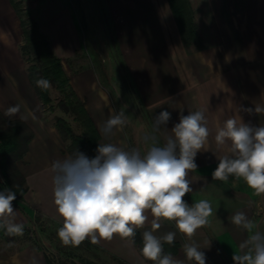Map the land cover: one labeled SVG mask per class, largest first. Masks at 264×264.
Here are the masks:
<instances>
[{"label": "crops", "instance_id": "obj_1", "mask_svg": "<svg viewBox=\"0 0 264 264\" xmlns=\"http://www.w3.org/2000/svg\"><path fill=\"white\" fill-rule=\"evenodd\" d=\"M27 1L23 0L25 7L47 36L53 53L60 58L62 65L63 61H68L81 49L80 31L75 25L73 15L67 9L70 1L72 3L77 1L83 22L82 25L80 22L79 27L83 31L86 29L83 46L93 53L91 46H88V37H91L90 32L94 28V17H98L99 11H104L116 27V36L123 45L119 54L123 56L125 69L130 72L135 82H152L153 87L160 91L158 84L163 80L154 79L151 70L157 73L164 71L168 68L166 64L172 60L179 62L176 77H181L180 74L188 70L192 80L195 79L191 82V89L193 96L196 97L197 110L204 111L209 136L204 149L198 152L195 158L197 168L188 176L192 192L186 193L185 196L191 205L202 199L209 201L213 212L208 218L209 223L198 228L191 240L179 233L175 223L167 220H160L161 227L154 230L153 234L163 236L169 231L176 232L175 245L166 247L165 252L185 260V264L190 262L184 256L182 245L193 241L205 253L206 264H234L232 259L234 252L249 234L232 224L228 217L243 211L257 225L254 231L264 232V194L257 195L242 178L230 176L227 181H221L212 177L219 163L217 157L228 153L230 142L218 148L215 141L217 130L228 118L241 117L244 123L264 126V112L255 113V106L264 107V81L258 77V71L264 70V64L254 68L246 67L243 63L244 36L241 34L237 37L231 33V28L235 30L237 28L234 27H238L236 19L231 28L222 30L220 36H216L215 41L203 42L200 47L195 46L183 54V44L186 43L178 31L168 0H63L61 7L57 0ZM244 1L189 0V4L191 7H204L207 18L209 15L212 22L215 16L220 14L223 23L224 16L228 18L231 8L240 7ZM250 1L246 0L245 3ZM252 1L256 6L264 7V0ZM54 2L57 3L54 13L41 18L42 8H51ZM154 20H157V25ZM200 35L207 39L209 37L208 33L204 35L199 33L198 36ZM249 37L251 38L252 34H249ZM21 43L22 27L19 16L10 0H0V115L6 120H21L32 132L24 151L14 161L15 168L22 176L26 187L22 199L13 201L16 212L14 222L22 224L23 227L33 228L37 213L40 217L62 227V218L57 214L53 202L50 168L53 161L62 160L69 154L64 151L62 138L53 121L42 113L41 101L28 78ZM249 61L251 62V58ZM96 67L100 72L103 71L98 60ZM88 76L85 71L80 82H91ZM102 76L104 77L101 73V78ZM159 76L158 74L157 77ZM142 87L147 98L154 97L153 92L149 90L151 88L144 84ZM177 101L181 103L182 100ZM107 103L111 108L109 99L108 102L101 99L98 103L100 110L95 109V112L92 103L86 102L85 107L89 116L96 120L99 118L98 111L105 110ZM15 105L20 106V112L12 117L6 115V110ZM90 106L94 113L91 112ZM245 109L253 111L249 113ZM181 114V112L173 114L171 119L174 124L179 121ZM21 116L24 119H21ZM165 134L171 135V132ZM205 149L207 151H204ZM4 179L0 165V182ZM145 214L148 220L142 228L137 229L141 240L143 231L152 230L151 221L154 219L150 210ZM86 240L125 264H151L139 254L131 239L114 236L112 240L101 239L98 244H93L90 238ZM15 241L16 238L6 240L0 235V264H6L2 261L6 254V244Z\"/></svg>", "mask_w": 264, "mask_h": 264}, {"label": "clouds", "instance_id": "obj_2", "mask_svg": "<svg viewBox=\"0 0 264 264\" xmlns=\"http://www.w3.org/2000/svg\"><path fill=\"white\" fill-rule=\"evenodd\" d=\"M36 85L43 89L51 86L44 78L38 79ZM245 111L252 113L253 109ZM19 112L20 106L15 105L5 114L12 117ZM261 112L264 107L255 106V113ZM127 119L124 111L110 115L99 126L100 132L104 137L113 136L114 130L122 129ZM170 119L171 113L166 110L154 117L152 132L141 137L144 144H150L143 156L137 148L125 150L113 143H99L92 159L75 151L52 162L53 202L62 218L57 235L63 244L78 246L86 238L98 244L101 239L112 240L114 236L134 242L136 230L145 225V213L150 210L154 219L152 230L141 234L142 255L156 264H185V260L163 249L164 243H174L176 232L163 236L153 233L161 227L160 220L175 221L179 233L191 240L198 228L209 223L213 212L209 201L202 199L189 205L183 199L192 192L188 176L197 168L195 158L204 149L209 130L204 111L181 114L171 135L165 136V142L159 146L156 133ZM215 141L218 148L228 142L230 145L227 154L217 157L219 163L212 177L221 181L230 176L242 178L257 195L264 194V126L230 117L217 130ZM16 198L11 188L0 191V228L8 235L23 234V225L14 222ZM228 220L249 234L234 252V264H264V232L254 231L257 225L243 211ZM182 249L190 264H206L205 253L194 241L184 243Z\"/></svg>", "mask_w": 264, "mask_h": 264}, {"label": "rangeland", "instance_id": "obj_3", "mask_svg": "<svg viewBox=\"0 0 264 264\" xmlns=\"http://www.w3.org/2000/svg\"><path fill=\"white\" fill-rule=\"evenodd\" d=\"M12 1L17 7H23L27 10L23 0ZM245 1L240 7L231 8L228 18L224 16L223 23L220 14L215 16L213 22L210 21V16L208 15L207 18L204 7H186L184 15L187 17L190 14L192 21L197 19V21H193L195 31L203 35L208 33L209 37L207 39L200 35L199 40L191 39L189 45L183 44V54L184 51L189 52L195 46L203 45V42L215 41L216 36H220L222 30L231 28L232 23L237 22L238 27H234L237 29L233 30L231 28V33L237 37H239L238 35L241 36V34L244 36L242 43V46H244L243 63L246 67L253 66L254 68L257 65L264 64V7L256 6V3H253L252 0L249 3L247 2V5ZM57 2L60 3L59 7H61L63 0H57ZM74 3L70 1L67 9H69L75 19V25L81 34L82 44L80 51L76 55L68 61H63L64 70L70 80L69 85L84 103H92L94 112L95 109L100 110L98 103H100L101 99L104 102H108V99L110 100L111 108H109V104L107 103L105 110L98 111V119L95 120L91 117L99 133V143H113L125 150L137 148L143 156L146 154L150 144H144L141 137L152 132L154 117L156 115L166 110L171 113L172 118L176 112L188 114L189 112L197 111L196 97L193 96L194 94L191 89V82H194L195 79L193 78L194 81L192 80L188 70L180 74L181 77H176L179 62L177 63L175 60H172L166 64L168 68L164 71L157 73L151 70V75H153L154 79L160 78V80H163L158 84L161 88L160 91L153 87L152 82H135L130 72L125 69L123 56L119 54L120 49H123V45L116 36V27L110 22L111 18L105 15L103 8V12L97 9L98 13L96 10L99 15L98 17H94V28L90 32L91 37H88V46L90 45L93 50V53H91L90 50H87L83 46V36L86 33V29L84 28L83 31L79 27L80 22L81 25L83 24L81 10L79 11L77 1H74ZM52 4V6L49 5L51 8H42L41 18L49 17L54 13L57 3L55 4L54 2ZM28 5H30V2ZM27 12L25 11L23 19L25 27L30 29L26 15L29 17L32 15L28 10ZM154 22L157 25V20H154ZM38 31L44 34L39 25ZM211 34L212 36H210ZM249 34H252L251 38ZM34 40L37 43L39 42L38 38ZM22 50L26 69L39 66L35 59L36 45L25 41L23 42ZM250 58L251 62L249 61ZM97 60L102 64V72L96 67ZM85 71L89 75L88 77L91 82H80ZM101 73L104 75L102 78ZM158 74L160 75L159 77H157ZM258 74V77L264 81V70H259ZM142 84L151 88L148 89L153 92V98H147ZM47 93L50 101L45 104L41 103L43 115L53 122L54 117L59 116L66 120L73 135L84 134L85 127L79 115L71 111L65 112L59 107L58 102L63 98L64 94L60 93L52 85L47 88ZM177 99L182 100L181 103ZM119 111H124L127 115L126 124L122 129L114 130L115 134L113 136L104 137L100 132L99 126L110 115ZM174 123L172 119L169 120L166 125L161 126L160 132L156 133L159 146H162L165 142L164 137L167 136L165 133H170L172 127L175 125ZM0 133L4 137L11 138L16 144L15 148L4 159L3 166L7 172L6 179L10 187L17 188L19 173L15 168L14 161L24 148L26 131L20 126H15L14 130H10L8 127L1 125ZM61 138L66 153L74 149L71 145L70 137ZM183 199L191 205L186 196ZM171 222L175 223V221ZM60 227L35 213L33 228L23 227L22 235H13L12 239L16 238V241L12 244H6V254L2 261H5L6 264H14L15 262L19 264H39L45 263V259H47L50 264H125L123 261L107 255L86 241L81 242L78 246L63 244L57 235Z\"/></svg>", "mask_w": 264, "mask_h": 264}, {"label": "trees", "instance_id": "obj_4", "mask_svg": "<svg viewBox=\"0 0 264 264\" xmlns=\"http://www.w3.org/2000/svg\"><path fill=\"white\" fill-rule=\"evenodd\" d=\"M10 1L16 13L19 16L20 24L22 27L21 53L23 56V60H25L22 50L23 42L29 41L31 44L37 46L35 59L39 66L37 67L33 66L32 68L31 67L27 68V73H28L29 81L33 86V88L35 89L39 97V100L43 104L50 101V98L47 93V89H43L36 85V81L38 79L44 78L47 79L50 82V84L53 87H55L56 90L64 94L63 98H61L58 102V105L61 108V110L65 112L71 111L75 114H78L80 119L83 120L85 133L80 135H73L72 130L70 126L67 124L65 119L59 116L54 117L53 125L57 130V132L59 133V135L64 138L70 137L71 139V145L73 146L74 149L69 151L68 154L71 155L75 151H79L84 153L89 159L94 158L97 155L96 149L99 144L98 142L99 133L94 122L92 121L91 117L89 116L86 110L84 101L80 99L78 95L75 93V91L70 87L69 78L63 68L60 58L53 53L47 36L38 31V24L36 20L32 16L29 17L28 15H26L30 26V29H27L25 27V23L23 19V15L25 14V11L27 12V10H25L23 7H19V6L17 7L12 0ZM168 2L171 7L173 16L175 18L178 31L183 41L186 44H190L189 42L191 39L199 40L200 38L194 29V24L191 15L189 14L187 17L184 15L185 8L190 6L189 0H168ZM35 38H38L39 40L38 43L35 42L34 40ZM198 47H200V45H198ZM1 125L8 127V129L10 130H14L15 126H20L22 129L26 131L25 144L22 150L23 152L27 141L32 136L31 130H29V128L21 120H6L0 115V126ZM15 146L16 144L11 138L4 137L2 133H0V165L3 175L5 176L4 181L0 182V191L11 188L17 195L16 200L20 201L22 199V195L24 191L26 190L24 180L22 176L19 174L18 176L19 183L17 184V188L10 187L6 179L7 172L5 171L3 166L4 159L12 151V149L15 148ZM22 152L18 155V157H20ZM0 235L6 240L13 238V235L6 234V231L3 228H0ZM84 241L87 242L86 239ZM133 243L136 245L139 254L145 259V257L142 255L141 252L143 243L137 230ZM169 246L170 245L167 243L163 244L164 252L166 251V247ZM145 260L149 261L151 264H156V262L147 259ZM45 264H50V262L47 259H45Z\"/></svg>", "mask_w": 264, "mask_h": 264}]
</instances>
